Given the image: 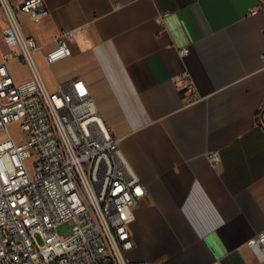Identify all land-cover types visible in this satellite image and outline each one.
<instances>
[{
    "label": "crops",
    "instance_id": "crops-1",
    "mask_svg": "<svg viewBox=\"0 0 264 264\" xmlns=\"http://www.w3.org/2000/svg\"><path fill=\"white\" fill-rule=\"evenodd\" d=\"M44 2L46 16L20 18L39 45L43 80L53 89L84 79L146 187L127 256L264 264L248 244L264 231V0ZM61 28L73 31L71 54L47 64L43 53ZM16 63L28 69L11 61L13 75L28 78L29 69L14 73ZM183 71L196 94L177 85Z\"/></svg>",
    "mask_w": 264,
    "mask_h": 264
},
{
    "label": "built area",
    "instance_id": "built-area-1",
    "mask_svg": "<svg viewBox=\"0 0 264 264\" xmlns=\"http://www.w3.org/2000/svg\"><path fill=\"white\" fill-rule=\"evenodd\" d=\"M48 12L44 0H0L6 46L0 55V264H152L126 254L133 209L146 187L120 137L81 76L50 89L36 65L39 45L20 18L38 21ZM72 39V29H59L44 61L70 55ZM11 61L26 63L29 77L17 79ZM176 83L196 94L187 71ZM209 156L219 158L217 151ZM68 218L71 231L62 236L57 227ZM248 244L264 253V231Z\"/></svg>",
    "mask_w": 264,
    "mask_h": 264
},
{
    "label": "rangeland",
    "instance_id": "rangeland-1",
    "mask_svg": "<svg viewBox=\"0 0 264 264\" xmlns=\"http://www.w3.org/2000/svg\"><path fill=\"white\" fill-rule=\"evenodd\" d=\"M13 71L18 77H24L28 73L27 67L25 65H23V64H20V63H16L14 65ZM72 223H73V219L72 218H68L65 221L59 223L58 227H57L58 232L62 236L68 235L70 233V231H71Z\"/></svg>",
    "mask_w": 264,
    "mask_h": 264
}]
</instances>
